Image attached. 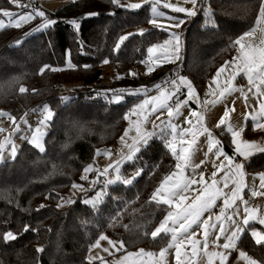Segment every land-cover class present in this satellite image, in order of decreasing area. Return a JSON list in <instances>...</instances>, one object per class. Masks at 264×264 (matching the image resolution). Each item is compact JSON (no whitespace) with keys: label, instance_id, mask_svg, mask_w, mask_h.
I'll use <instances>...</instances> for the list:
<instances>
[{"label":"trees","instance_id":"obj_1","mask_svg":"<svg viewBox=\"0 0 264 264\" xmlns=\"http://www.w3.org/2000/svg\"><path fill=\"white\" fill-rule=\"evenodd\" d=\"M207 2L214 24L207 22L202 8L191 17L180 62L163 64L148 76L116 77L110 82L104 76L105 64L118 72L140 65L147 48L168 35L151 25L143 35H131L115 49L125 32L150 24L147 6L131 10L113 0H75L50 14L57 23L47 29L33 31L38 27L35 23L0 30V110L19 118L29 112L38 114L47 103L55 112L44 152L26 141L14 159L0 163V264H104L88 260L90 245L103 232L123 241L124 251L158 249L168 243L170 234L155 239L150 235L167 208L151 197L176 164L161 138H153L133 161L124 163L123 175L143 171L131 184L110 186L100 207L84 203V194L66 207L57 205L70 185L81 180L82 170L94 162L97 150L118 141L127 124L126 114L141 98L109 103L102 87L150 90L180 70L203 93L210 75L233 58L237 46L232 42L256 23L261 0ZM11 5L10 0H0V9ZM91 11L98 16L77 20L78 30L68 23ZM17 40L22 43L16 45ZM68 58L74 67L68 65ZM45 65L49 68L41 73ZM69 85L72 90H65ZM20 87L27 91L20 93ZM223 130L220 126L217 133L232 153L230 135ZM248 169L264 170V152L251 158ZM9 231L17 238L5 241L3 235ZM238 245L264 264V244L255 243L249 227Z\"/></svg>","mask_w":264,"mask_h":264},{"label":"snow or ice","instance_id":"obj_2","mask_svg":"<svg viewBox=\"0 0 264 264\" xmlns=\"http://www.w3.org/2000/svg\"><path fill=\"white\" fill-rule=\"evenodd\" d=\"M12 3H16L17 0H10ZM187 3L192 5L191 8L186 7H176L172 4H165L164 7L171 9L174 12L185 13L189 17H194L197 15V0H186ZM114 4H117L121 7H126L129 9H140L144 4L150 5V11L152 19L150 23L159 29H165V25L162 23H158V18L164 17L165 13L160 10L161 0H143V3H127L124 5L120 4V0H113ZM4 17L9 18L8 25L5 24L3 19H0V29H4L6 26L21 28L24 24L31 22L36 17H43L44 21L41 25H39L33 31H40L42 29H47L50 26L57 23L55 20L48 19L46 17L45 12L40 11L38 9H33L31 12H27L24 14H16L9 12L7 10H0ZM208 23L214 24V21L211 16V9H208ZM86 15H97L96 13H89ZM13 16H16V19H12ZM175 19V18H172ZM68 23L72 24L75 29H79L80 25L76 19L68 21ZM183 20H176L174 27L179 28L181 24H183ZM264 24V0H261L259 7V15L256 20V27L250 29L249 31L244 32L237 39L232 42L233 47L238 46V55L234 58L233 62H225V65L222 66L217 71V77L220 76L221 73L225 71V68L232 64V71L229 73L230 79L225 82V86L222 90L219 91L218 95L216 93H212L216 98L211 100L210 103L215 105L223 101L226 95L230 94L235 89L231 83V80L235 79V76L240 72H243L249 83L256 89L255 94L257 97L264 96V28L260 27V25ZM166 30V29H165ZM259 31L261 33L259 38V44H253L251 42V38ZM145 32L144 29H140L138 33H129L127 35H122L118 38V42L115 45V49L118 50L120 45L129 38V36L134 34L143 35ZM28 35V34H26ZM173 41H164L163 44H154L147 49L149 55V59L156 60L164 59L166 62H174V60H178L179 51H180V37L178 33H172ZM16 45L22 43V41L17 40ZM172 45V50L169 51V45ZM159 51V55H155ZM238 61V63H237ZM109 61L106 59L104 63H108ZM70 67H74L69 63ZM49 66L45 65L41 68V73L45 69H48ZM52 71H56L57 69H50ZM153 69L150 67L149 71ZM134 75V74H133ZM179 84L185 85L188 90V98H195V92L193 89V85L190 81L185 77H178ZM215 82V80H214ZM174 86L173 91H169L167 87V82L162 86L160 84L156 85L155 88L158 91L157 95L148 97L142 100L140 103L135 105L129 114H126L125 119H128L131 114H138L141 110H144L147 114L155 113L159 110H166L169 119L167 121H161L160 125L153 124L154 130H158L159 135L162 139L165 140V143L168 149L171 151L172 155L176 159L175 171L171 172L168 175H165L160 182L159 186L153 193L151 200L156 202L157 204L167 205L169 210L167 211L163 220H161L157 227L153 231H151L150 235L153 239L160 236L162 233L164 235H169L171 237V242L168 247L160 250L158 254V259L155 261V264H162V261L165 258V255L168 251V248L175 249V258L176 264H185V262L181 259L182 253L181 249H187V246L190 244V250H186L184 255L191 260V258L198 256L200 253H203V258L206 259V264H216V260H219L220 264H227L228 255L225 254L227 250L236 249L237 242L240 239L241 234L244 232L245 227L249 225L250 222L258 221L260 225H264V215L259 214V210L257 207H249V202L244 200L242 192L243 189L248 187L246 184L244 177L245 172L243 170V163L235 162L233 157L228 156L223 152L221 141L213 137V134L203 126V115L199 114L195 111L191 113V116L195 117L197 122V131H192V121H186L190 127L182 129V131L178 132V126L172 123V117L174 115H179L181 106L187 105L188 100L181 101L180 104H177L173 107L169 101L172 100L173 95L180 90L177 79H174L172 82ZM211 87V85H210ZM27 91L26 88L20 87L19 92L25 93ZM35 91V90H33ZM147 89H136L131 93L132 95H139L143 93L147 96ZM243 91V90H241ZM251 91V89H249ZM127 90H112V95L109 103H120L124 99V94ZM106 95V94H105ZM247 99V96H245ZM150 106V108H149ZM231 110H234L231 109ZM0 115H8L7 113L0 112ZM54 113L50 107L45 106L44 112L42 114V119L38 122V126L32 130L30 143L38 149L40 152H44L45 148L43 145V137L46 135V132L42 129L47 127L48 121L53 117ZM251 119L255 122L254 128L256 129H264V102L259 104L258 111L253 114H249ZM159 118V117H157ZM13 122H15V117H11ZM27 124V121H24ZM141 121L135 122V133L136 135L132 137V143L126 144L125 137L128 135V130L125 131V136L121 137V142L126 144L128 148V152L126 155H123L120 160L115 162V165H109L102 172L94 169L92 165H88L84 168L85 175H82V180H87V173L89 172H97L95 179H93L90 183L94 187L100 180L101 176L107 177L109 175V168L113 169L114 176L112 178H108L104 181V187L96 192V195L84 201L86 204L96 207L100 204L106 195L105 189L107 186L122 182L123 184H131L135 176H139L142 173V169H137L135 176L128 178L121 174L120 167L122 161H133L137 152L140 151L142 145L147 144V140L150 136L156 134L153 133H145L141 129ZM221 125H227L228 131L232 136V143L234 145V152L236 155H239L245 160L254 155L257 152H264V145L259 144L255 141H247L242 139V130L234 128L230 123V110H226L223 117L220 119L217 127ZM29 128L31 126L29 125ZM5 131L4 129H0V132ZM15 131L19 132L20 127L17 124L15 127ZM207 134L210 137L209 143V152L213 149L216 150L217 156L223 155L225 160L227 161V171L225 173L226 179L223 181V187L228 188V181L233 177L237 179L232 180L233 187L229 192L222 191L219 187H217V181L215 180L216 172L212 173V181L209 183L204 179L203 173H200V179L197 180L195 178L189 177L185 175V170L189 167L193 168L195 171L198 165L192 164V156L195 151L196 145V137L199 134ZM191 135V139L184 141L178 140V136H186ZM170 137V139H169ZM28 137H25L27 139ZM11 144L10 155L14 158L16 155V145L12 141L11 137L6 138V140L0 143V162L3 160V151L6 145ZM99 154V151L98 153ZM106 154L110 155V150L106 152ZM203 163V161L201 162ZM225 168L224 164L218 166V170H223ZM259 175V189H256V186L250 189L251 195L253 197L256 196H264V173H260ZM196 187H193V186ZM202 185V187H201ZM74 188H79L81 191H86L82 185H73ZM188 193H194L191 201L189 202ZM222 199V207L219 208V214L215 216V221H213V217L211 214L208 215L206 219H202L205 213H211L212 209L217 206V201ZM237 201H240L245 205L244 213L245 216L242 220L233 219L234 215H239V208L237 206ZM71 203L72 201H68ZM58 207L62 205H57ZM43 207V206H41ZM232 209V215H226L227 210ZM225 222L229 224V226H233L229 234L228 229L225 227ZM217 224L219 225L218 234L215 236L213 241L216 244L219 241L220 236H225V242L222 245L216 244L218 248H221L225 251H209V236L210 234L217 228ZM196 226L197 229L202 230L203 234V247L198 248V245L201 243L199 240H195L196 231L193 230V227ZM127 229V225L124 226ZM29 226L25 225L24 231H28ZM147 235V233H145ZM251 236L254 238L256 244H264V233H261L257 230L251 231ZM17 237L11 232H7L3 235V239L5 241H11L16 239ZM107 239L106 236L100 235L96 240L95 244L92 247L99 246L101 240ZM109 243L113 246L116 245V242L109 240ZM120 248L123 247V241L119 242ZM117 248V250H120ZM37 251H43L42 249H37ZM104 251H108V249H104ZM230 254V252L228 253ZM128 256L137 257L139 264H153L152 259L156 257V253L145 252L144 249H140L138 253H128ZM239 256L241 259L246 261V264H258V262L248 256L245 252L240 251ZM143 257L149 258L148 260H144ZM89 259H93V257H89ZM127 257H125V260ZM120 264H124V261H121Z\"/></svg>","mask_w":264,"mask_h":264},{"label":"rangeland","instance_id":"obj_3","mask_svg":"<svg viewBox=\"0 0 264 264\" xmlns=\"http://www.w3.org/2000/svg\"><path fill=\"white\" fill-rule=\"evenodd\" d=\"M37 1H38V10L45 12L46 17L48 19L56 20V18L50 17V14L54 13L60 7L70 3L72 1H75V0H37ZM127 3H143V0H120L121 5H124ZM165 4H172L176 7H186V8L192 7V5L190 3H187L186 0H161L160 10L163 11L165 13V15H164V17L158 18V23H162L165 25L166 30L165 29H162V30L166 31L168 33V35L166 37L162 38L161 40H158V41L152 43L149 47H151L154 44H163L164 41H173V37L171 34L172 33H178L179 37H180V51H179V57L180 58L178 60H174V62H166L164 59L156 60L154 57H153V59H149L150 54L147 51L146 59L140 65H137L135 67H131V68H129L123 72H118L117 70H114L109 64H105L103 66V71H104V76H105V79L107 82H110L111 80H113L116 77L117 78L130 77V76H133V74L134 75H137V74L138 75H140V74L141 75L142 74L143 75H150V74H152V72L155 69H158V67L162 66L163 64L178 63L181 61L182 53H183L184 34L186 32V28L189 24L191 17L187 16L185 13H178V12L172 11L171 9L165 8L164 7ZM24 5H25V0H17V2L12 3L11 6L1 8L0 10H7L9 12L16 13V14H24V13L30 12V11H26L24 9ZM143 6H147L148 9H150V5L144 4ZM200 8L203 9V12L206 16L209 15L208 9L212 10L211 5L207 2V0H197V12ZM131 10H137V9H131ZM150 13H151V11H150ZM174 13H176V14H174ZM16 18H17L16 16L12 17L13 20ZM172 18H175V19H172ZM0 19H3L5 21V24L8 25L9 18L4 17L2 15V12H0ZM151 19H152V16H151ZM176 20H183L184 23L181 24L179 28L174 27L173 25L175 24ZM43 21H44L43 17H36L31 22L24 24L22 27H24L28 24H35V23H38V26H39L43 23ZM151 25H153V24L150 23L149 25H141L139 27L133 28V29L125 32L123 35H127L129 33H136V32L138 33L140 29H144L146 31L150 28ZM6 27H10V26H6ZM173 43H174V41H173ZM171 50H172V45L170 44L169 45V51H171ZM159 51L160 50H157V53L155 55H159ZM237 55H238V48L236 49L234 56H237ZM67 63H68V65H69V63L71 64L69 58L67 59ZM237 63H238V61H237ZM150 67L153 69L152 71H149ZM215 74L212 75L211 79H208V83H207L203 93H200V91L193 85L191 79L188 76H186V75H178L177 76V82H178L179 86L186 87L185 85L179 84V81H178V77H185L193 85V89H194V92L196 94L195 98L189 99L188 98V90H186L187 96L184 98V100H186V99L188 100L187 105L182 106V108L180 110V114L178 116L174 115L172 117V123L178 126L177 131L180 132V131H182V129L190 127V125L186 122L188 120L192 121V125H191L192 131H194V132L197 131L198 125H197L196 119H195V117L191 116V113L193 111H195V112L203 115V121H202L203 126L206 127L213 134L214 138H216L220 141V139L215 136V131L218 129L217 125H218L220 119L223 117L225 111L230 110V123L234 128L242 130V139L247 140V141H255L261 145H264V132H262L263 129L254 128L255 122L249 116L250 113L254 115L256 113V110H258V108H259V107L257 108L254 105V102L257 99V95L255 94L256 89L249 83L246 75L243 72H240L238 75L235 76L234 80H231L233 87L237 90L232 91L230 94L226 95V97L229 96V99L231 98L232 100L230 102H228L229 99H227L225 97L222 102L213 105L210 103V101L215 99L216 97L214 95H212V93H216L218 95L219 91L222 90V88H223V87L221 88V85L223 86L222 82L219 79H217L218 78L217 73H215ZM228 79H229V77H228ZM214 80H217V81L214 82ZM210 85H211V87H210ZM72 88H73V86L69 85L65 88V90L68 89V91H71ZM101 89H102L101 90L102 94L110 100L111 95H112V90H115V89L112 86H104ZM136 89L143 90L145 88L144 87H138V88L132 87V88L124 89V90H127V92H125L124 99L122 102L126 101L128 99V97H130V96H141L139 101L137 103H135L129 109L127 114L130 113V110L135 105L140 103L142 100L148 98L149 95L152 94V96H154V95L158 94V91L155 87L152 88L150 91H147V96H145L143 93H141L139 95L129 94L133 90H136ZM186 89H187V87H186ZM249 89H251V91H249ZM241 90H243V91H241ZM245 96H247V99H245ZM66 99H68V97H66L65 100ZM262 102H264V97H262V99H260V103H262ZM252 103H253V106H252ZM256 103H257V101H256ZM45 106L50 107L51 110L53 111V113L55 114L52 106L45 103L40 107L38 114L37 113L33 114L31 112L23 114L19 118L15 117V122H13V120L11 119V117H14V116H12L11 114L7 113L4 110H0V112L8 114V115H0V129L5 130L3 132H0V143L4 142L6 140V138L11 137L12 141L16 145V149H17L16 155H17V153H19V150H20L22 144L26 141L30 142L31 132H32V130H34L38 126V122L42 119V114L44 112ZM149 108H150V106H149ZM233 108H234V110H231ZM251 110H252V112H251ZM157 117H159V118H157ZM53 118H54V115L48 121L47 127L42 129L43 131L46 132V135L48 134V132L51 129V122H52ZM168 119H169V117L167 115V111L163 110V109L159 110L155 113H151V114H147L144 110H141L138 114H131L129 116V118L127 119L126 127L123 130L122 134L120 135L118 141L108 149H106V148L105 149H98L97 153L99 151V154L96 153L94 162L87 164L85 167H87L88 165H92L94 169H97V170L102 172L110 164L115 165V162L117 160H120L121 157L123 155H126L128 152V148L126 147V144H131L132 143V137H134L136 135L135 130H134L136 121L139 120L142 122L141 123V129L143 132H145V133H153L154 131L156 132V134H154L148 138V140H147V143H148L149 141H151V139H153L155 137L161 138L158 130H154L153 124L160 125L161 121H167ZM25 120L27 121V124L24 123ZM262 122H264V121H262ZM17 124L20 127L19 132L15 131V127ZM29 125L31 126V128H29ZM224 126H225V129L228 131L227 125H224ZM126 130H128V135H127V137H125L126 144H124L121 142V137L125 136ZM228 134L230 135V143H231L233 152L232 153L227 152L224 148V145L222 143L221 144H222V148H223L224 153H226L228 156L233 157L235 162L243 163V165H244V168H243V170L245 172L244 180H245L246 184L248 185V187L243 189V192H242L243 198H244V200H247L249 202V204H248L249 207H257L259 210V214L264 215V196L253 197L251 195V197H253L255 199L254 204L249 201V196H248V193L251 194L250 189L253 187V185L256 186V189L258 191H261V189H259L260 180H259L258 174L264 173V170L250 171L248 169V165L245 162V158L235 154L234 145L232 143V136H231L229 131H228ZM46 135L43 137V145H44L45 149H46V144H45ZM25 137H28V138L25 139ZM177 138H178V140L187 141V140L191 139V135L189 134L186 136H178ZM169 139H170V137H169ZM210 139L211 138L208 137L206 133L205 134H199L196 137V145H195V151H194L193 156H192V164L194 166L199 165V164L208 165V168H211L213 172L217 173L216 174V181H217V184L221 187L222 191L229 192L230 189L233 187L232 180L237 179V178L233 177L232 179H230L228 181V183H229L228 188L223 187V181L226 179L225 173L227 171V161L225 160V157L223 155L218 157L215 149H213L211 152H209ZM143 146L144 145H142L141 148ZM109 150H110V155L106 154V152ZM10 151H11V144H8V145H6V147L3 151V160L0 163H3L7 160L14 159L16 157V155H15V157L13 158L10 155ZM259 153H262V152H257L254 155H252V157H254L255 155H257ZM202 161H203V163H201ZM126 162L127 161H122V163H121V167H120L121 174H122V167H123L124 163H126ZM221 164H224L225 168L223 170H218V166H220ZM135 173L136 172H134L132 174H128V175H123V174L122 175L125 177H128V178H131V177L135 176ZM82 175H85L84 169L81 172L80 178L82 177ZM96 175H97V172H95V171L89 172V173H87V176H88L87 180L81 179L80 181H75L73 184H71L66 195H63L59 199L58 205H62L60 207H66L69 204V202H68L69 200L70 201L76 200L82 194L85 195L83 197V202L88 200V199L93 198L96 195V192L104 187L103 178L105 176L100 178L99 182L94 187L91 185L90 182L93 179H95ZM113 176H114L113 169L109 168V175L106 178L107 179L112 178ZM136 177L137 176H135V178ZM133 181H134V179H133ZM117 183H122V182H117ZM117 183H114V184H117ZM74 184L82 185L86 191H81L79 188H74L73 187ZM114 184L107 186V188L105 189L106 195L104 196L102 202L96 206L97 208L103 204V202L105 201V199L108 195L109 187L114 185ZM237 206L239 208V215H234L233 219L239 221V220H242L245 216V213H244L245 205L243 203H241L240 201H237ZM220 207H222V199L218 200L217 206L212 209L211 213H207L206 217H204L202 219H206L208 217V215L211 214L213 217V221H215V216L219 214V208ZM226 215H232V209L227 210ZM249 225H250V231L257 230L261 233H264V225H260L258 223V221L250 222ZM225 227H226V229H228V233H226V234H229L231 231V228L234 227V225L229 226V224L227 222H225ZM193 230L196 231V236L194 237V239L201 241V243L198 245V248L202 249V247H203L202 230L197 229L196 226L193 227ZM218 231H219V225L217 224V228L209 236V248H208L209 251H213V250L225 251V250L218 248L216 246V244L222 245L225 242V236L224 235L220 236V239H219V241L216 242V244L213 243L215 236L218 234ZM101 235L106 236L107 239L101 240L99 243V246H97V247H90L89 252H88L89 263L93 262L94 260H100L104 264H120L121 261H124V264H139L137 257H135V256L129 257L128 253H138L140 249H144L145 252H152V253L157 254L156 257L151 258L153 264H155V261L159 258L158 254H159L160 250L168 247L169 243L171 242V237H170L168 243L166 245L158 248V249L139 247V248L134 249V250L124 251V245L122 248H120V245H119L120 240L119 239L115 238L114 236H112L111 234H109L107 232H103ZM109 240L116 242V245L113 246L112 244H110ZM93 244H95V243H93ZM117 248H120V250H117ZM190 248H191V245L189 244L187 246V249H184V248L181 249V253H182L181 259L185 262V264H206V259L203 258V253H200L198 256L193 257V258H191V260H189V258L186 257L184 255V253L186 250H190ZM104 249H108V251H104ZM240 251L245 252L252 259L256 260L258 262V264H261L253 255H251L247 250H245L243 247H241L239 245H237L236 249L227 250L225 252V254L228 255L227 264H246V261L241 259L239 256ZM229 252H230V254H228ZM89 257H93V259L90 260ZM125 257H127L126 260H125ZM143 259L148 260L149 258L143 257ZM162 264H176L175 249L174 248H168V251L165 255V258L162 261ZM216 264H220L219 260H216Z\"/></svg>","mask_w":264,"mask_h":264},{"label":"crops","instance_id":"obj_4","mask_svg":"<svg viewBox=\"0 0 264 264\" xmlns=\"http://www.w3.org/2000/svg\"><path fill=\"white\" fill-rule=\"evenodd\" d=\"M259 15V14H258ZM256 27V23L253 25V27H251L250 29H252V28H255ZM260 27H262V28H264V24H262V25H260ZM250 29H248L247 31H249ZM246 32V31H245ZM260 35H261V33L259 32V31H257L256 32V34L251 38V42L253 43V44H259V38H260ZM237 48H238V46H237ZM236 56H234L233 58H231V59H229V60H227V62H233L234 61V58H235ZM225 65V62L220 66V67H218L214 72H213V74L212 75H214L215 73H217V71H218V69H220L222 66H224ZM232 71V64H229L226 68H225V71L223 72V73H221L220 74V76L217 78V79H219L221 82H222V84H223V86L221 85V88L222 87H224L225 86V82L227 81V80H229L230 79V76H229V73ZM143 75V74H142ZM212 75L210 76V78L209 79H211L212 78ZM216 75V74H215ZM145 76H148V75H145ZM214 77V76H213ZM228 77H229V79H228ZM192 81V80H191ZM215 81H217V80H215ZM158 84H160V81H159V83ZM157 85V84H156ZM161 85V84H160ZM185 89H186V87H184ZM151 90V89H150ZM150 90H148V91H150ZM187 90V89H186ZM262 90H264V89H262ZM152 96V94L151 95H149L148 97H151ZM186 96H187V94H186ZM185 96V97H186ZM262 97H264V96H260V97H257V99L255 100V102H254V105L258 108L259 107V104H260V99H262ZM227 99H229V96H227L226 97ZM184 100V99H183ZM232 99L230 98L229 100H228V102H230ZM256 101H257V103H256ZM170 103V102H169ZM183 106V105H182ZM182 106H181V108H182ZM252 106H253V103H252ZM256 111H258V110H256ZM251 112H252V110H251ZM221 126H224V125H221ZM219 128V127H218ZM224 131H227L226 129H225V126H224V130H223V132ZM228 132V131H227ZM262 132H264V129H263V131ZM215 136L216 137H218L219 139H220V141H221V143L224 145V143H223V139H222V137H221V135H219V133H217V130L215 131ZM152 140V139H151ZM225 148V147H224ZM141 150V149H140ZM226 150V149H225ZM227 151V150H226ZM228 152V151H227ZM138 154V153H137ZM136 154V155H137ZM248 158H252V156H250V157H248ZM246 162V161H245ZM246 164L248 165V163L246 162ZM199 167H196L195 168V171H193V168L192 167H189L188 169H186L185 170V175L186 176H189V177H192V178H195V179H197V180H199L200 179V173H203V175H204V179L206 180V181H208L209 183H211V181H212V179H213V177H212V173H213V171H212V169L211 168H208V165H205V164H199L198 165ZM175 170V167H174V169L171 171V172H173ZM170 172V173H171ZM169 173V174H170ZM105 178V177H104ZM215 180H216V177H215ZM217 187H219L220 189H221V187L217 184L216 185ZM193 187H196L195 185L193 186ZM201 187H202V185H201ZM222 190V189H221ZM188 195V197H189V202L191 201V199H192V197H193V195H194V193H188L187 194ZM253 204H254V202H253ZM169 210H172V209H169L168 208V206H167V208H166V211H165V213H164V215L159 219V221L155 224V226L153 227V229H152V231L155 229V227H157L158 226V224H159V222L161 221V220H163L164 219V217H165V215H166V213H167V211H169ZM229 212V211H228ZM206 214L207 213H205L204 214V217H206ZM204 217H202V218H204ZM246 227H249V230H250V225L249 226H246ZM245 227V228H246ZM251 232V231H250ZM92 245L93 244H91L90 245V247H92ZM237 245H238V242H237ZM147 248H149V247H147ZM152 249V248H151ZM245 249V248H244ZM246 250V249H245ZM249 252V251H248ZM250 253V252H249ZM251 254V253H250ZM252 255V254H251ZM257 259V258H256ZM258 260V259H257ZM259 261V260H258ZM260 262V261H259ZM261 263V262H260ZM262 264V263H261Z\"/></svg>","mask_w":264,"mask_h":264},{"label":"built area","instance_id":"obj_5","mask_svg":"<svg viewBox=\"0 0 264 264\" xmlns=\"http://www.w3.org/2000/svg\"><path fill=\"white\" fill-rule=\"evenodd\" d=\"M24 9L26 11H32L33 9H38V1L37 0H25V5H24ZM178 75H183L182 72L179 70L177 71L174 75H170L165 77L164 79H162L160 81V84L163 86L165 84V82H167V87L169 91H173L174 90V86L172 85V81L174 79H177ZM180 90L178 92L175 93V95H173L172 100L170 101V104L175 107L177 104H180L181 101H183V99L185 98L187 91L183 86H179ZM247 163L251 161V158H247L245 160ZM107 178H103V180L105 181ZM249 196V201L251 203L255 202V199L253 197H251V194L248 193Z\"/></svg>","mask_w":264,"mask_h":264},{"label":"water","instance_id":"obj_6","mask_svg":"<svg viewBox=\"0 0 264 264\" xmlns=\"http://www.w3.org/2000/svg\"><path fill=\"white\" fill-rule=\"evenodd\" d=\"M89 13H96L97 15H86V14H89ZM98 16V12L96 11H91V12H84V13H81L79 14L78 16H75L73 17V19H76V20H81V19H84V18H89V17H97ZM103 176H101L100 178H102Z\"/></svg>","mask_w":264,"mask_h":264}]
</instances>
